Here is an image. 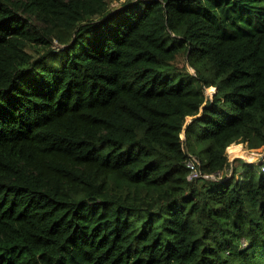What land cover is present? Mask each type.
<instances>
[{
	"label": "trees",
	"instance_id": "16d2710c",
	"mask_svg": "<svg viewBox=\"0 0 264 264\" xmlns=\"http://www.w3.org/2000/svg\"><path fill=\"white\" fill-rule=\"evenodd\" d=\"M110 2L0 0V264H264V0Z\"/></svg>",
	"mask_w": 264,
	"mask_h": 264
},
{
	"label": "built area",
	"instance_id": "2783aa9c",
	"mask_svg": "<svg viewBox=\"0 0 264 264\" xmlns=\"http://www.w3.org/2000/svg\"><path fill=\"white\" fill-rule=\"evenodd\" d=\"M233 145H236V144H233ZM242 148H243L242 152L248 155L249 158L248 156H245L243 154L241 156L235 157V159L241 158L245 162L253 164V165L260 164L261 170L264 171V146L258 149H245L243 146ZM186 167L189 170L188 179L190 181L206 180V181L218 182V181L225 179L220 172L218 173L204 172L203 169L201 168V162L198 159V157L191 154L190 152H188V159L186 160Z\"/></svg>",
	"mask_w": 264,
	"mask_h": 264
},
{
	"label": "rangeland",
	"instance_id": "374dc122",
	"mask_svg": "<svg viewBox=\"0 0 264 264\" xmlns=\"http://www.w3.org/2000/svg\"><path fill=\"white\" fill-rule=\"evenodd\" d=\"M127 1L128 0H111V2H110V10L108 11V13L109 12H113V10H115V9H124V8L129 7L130 5H132L131 2H127ZM207 93L211 94L210 91H207ZM237 145H239V144H237ZM226 155L232 161H234L235 157H237V156L232 157L231 154L229 153L228 149L226 150ZM242 246L243 247L247 246V243L244 240H242Z\"/></svg>",
	"mask_w": 264,
	"mask_h": 264
},
{
	"label": "bare ground",
	"instance_id": "6f19581e",
	"mask_svg": "<svg viewBox=\"0 0 264 264\" xmlns=\"http://www.w3.org/2000/svg\"><path fill=\"white\" fill-rule=\"evenodd\" d=\"M241 155H243V154H241ZM241 155H240V156H241ZM244 155H245V156H248V155H246V154H244Z\"/></svg>",
	"mask_w": 264,
	"mask_h": 264
}]
</instances>
